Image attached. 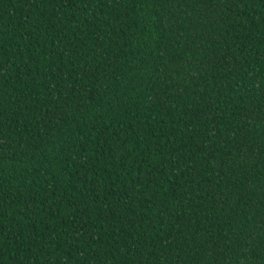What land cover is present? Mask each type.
<instances>
[{
	"label": "trees",
	"instance_id": "16d2710c",
	"mask_svg": "<svg viewBox=\"0 0 264 264\" xmlns=\"http://www.w3.org/2000/svg\"><path fill=\"white\" fill-rule=\"evenodd\" d=\"M0 264H264V0H0Z\"/></svg>",
	"mask_w": 264,
	"mask_h": 264
}]
</instances>
